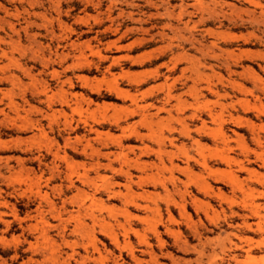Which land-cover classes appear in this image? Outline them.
Instances as JSON below:
<instances>
[{"label": "rangeland", "instance_id": "obj_1", "mask_svg": "<svg viewBox=\"0 0 264 264\" xmlns=\"http://www.w3.org/2000/svg\"><path fill=\"white\" fill-rule=\"evenodd\" d=\"M247 10L0 0V264H264V15Z\"/></svg>", "mask_w": 264, "mask_h": 264}, {"label": "bare ground", "instance_id": "obj_2", "mask_svg": "<svg viewBox=\"0 0 264 264\" xmlns=\"http://www.w3.org/2000/svg\"><path fill=\"white\" fill-rule=\"evenodd\" d=\"M200 1V0H199ZM245 3H247L248 4V7H251V8H253V10L252 11H246V12H244V13H246L247 15H248V17L250 18V19H252L254 22H256V21H258V20H260V21H263L262 19H263V15H264V6L262 5V3L261 2H259V1H256V0H243ZM225 5H226V3H225ZM256 9H260L261 10V12L259 13V15H257V13H256ZM233 10H234V8H233ZM235 11V10H234ZM233 11V12H234ZM233 38V37H232ZM198 74V73H197ZM251 74V73H250ZM254 74V73H253ZM253 74H252V79H256L259 83H261V84H264V82H263V80H262V78L261 77H259V76H257V75H255V76H253ZM11 77V76H10ZM12 78V77H11ZM13 79V78H12ZM9 80V79H8ZM34 81V80H33ZM100 84L101 83H97V85H95V86H93V85H90V83L87 81V80H84V85L85 86H87V87H90L92 90L93 89H98L99 87H100ZM115 85V84H114ZM84 86V87H85ZM116 87H117V85H116ZM207 88V87H206ZM118 89V88H117ZM208 91H212V89L210 88V87H208V89H207ZM112 91V90H111ZM43 93V92H42ZM120 96L122 95L124 98H129L128 97V95L127 94H124V93H118ZM51 98V97H50ZM2 100V99H1ZM49 100V99H48ZM68 100V99H67ZM9 101H10V99H9ZM1 103V102H0ZM9 103V102H8ZM63 103V102H62ZM9 105L10 106H14L13 104H12V101H10V103H9ZM47 105H50V104H47ZM49 107V106H48ZM105 108H107V107H105ZM104 108V109H105ZM15 109V108H14ZM106 110V109H105ZM160 110V109H159ZM261 112V111H260ZM259 112V113H260ZM262 112H263V110H262ZM3 113V112H2ZM210 114H211V112H209ZM131 114V113H130ZM18 116V115H17ZM6 120H7V117L5 118ZM4 119V120H5ZM204 126V125H203ZM25 128V127H24ZM35 128V127H34ZM203 128V127H202ZM188 134V133H187ZM161 141V140H160ZM159 141V142H160ZM149 150V149H148ZM92 152V154H91V156L93 155V156H96L97 158H99V157H108V154L106 155V154H102L99 150H92L91 151ZM143 154H144V152H143ZM123 157H125V156H123ZM124 159V158H123ZM115 160H116V158H115ZM109 161V160H108ZM139 162V161H138ZM96 166H98V165H96ZM136 168L137 169H142L139 165H138V163H136ZM142 166V165H141ZM107 168H109V169H111V170H114L113 169V167H112V165H111V161L107 164V166H106ZM204 167H206V165H204ZM181 171V170H180ZM182 171H184V170H182ZM119 172L121 173V174H125L127 177L129 176V174L127 173V172H123V170L122 169H120L119 170ZM124 175V176H125ZM125 176V177H126ZM173 176V175H172ZM171 176V179L173 180V178L174 177H172ZM84 178L86 177V175H84L83 176ZM87 178V177H86ZM130 178V177H129ZM83 180V179H82ZM149 180V179H148ZM154 180H155V178H154ZM157 181H158V179H157ZM156 181V182H157ZM143 183V182H142ZM171 183V182H170ZM191 183V182H190ZM159 184H161L162 186H164V183L161 181V182H159ZM174 184V183H173ZM203 184V186L201 185V187H199L200 188V190L202 191V192H204L205 194H208V189H207V186H205L204 185V183H202ZM109 185V184H108ZM184 186V185H183ZM186 187H185V190H187V184L185 185ZM189 186V185H188ZM107 188V187H106ZM162 188V187H161ZM165 188V187H164ZM176 189V188H175ZM165 190V189H164ZM163 190V191H164ZM178 191V190H177ZM176 191V192H177ZM113 192V191H112ZM127 192V191H126ZM125 192V193H126ZM179 192V191H178ZM184 192H186V191H184ZM128 193V192H127ZM166 193V192H165ZM180 193V192H179ZM182 193V192H181ZM252 193V192H251ZM112 194H114V192L112 193ZM130 194V193H129ZM128 194V195H129ZM143 194V193H142ZM146 194V193H145ZM183 194V193H182ZM182 194H180V196L182 195ZM119 195H121V193L119 194ZM122 195H124L125 196V194H122ZM127 195V196H128ZM183 195H185V194H183ZM182 195V196H183ZM123 196V197H124ZM181 196V197H182ZM122 197V196H121ZM126 197V196H125ZM149 198H150V196H148ZM124 200L126 199V198H123ZM182 199V198H181ZM127 200H128V203L129 204H131L132 206H135V207H137V208H141L140 206L141 205H139L137 202H136V200H135V198H133L131 195L130 196H128L127 197ZM194 200V199H193ZM183 204V203H182ZM181 204V205H182ZM181 205H179V208H180V210H181V212H185L184 211V207H183V205L181 206ZM203 205V204H202ZM147 208V207H146ZM102 209V208H101ZM148 209V208H147ZM103 210V209H102ZM125 211H126V209H124ZM123 210V211H124ZM253 211V214H255L256 216L258 215V212H257V209L256 208H253L252 209ZM180 212V211H179ZM125 214V213H124ZM185 214V213H184ZM126 215V214H125ZM129 215V214H128ZM129 217H131L130 215H129ZM182 217H184V215L182 216ZM93 218V217H92ZM125 218V217H124ZM160 218H161V216H160ZM94 219V218H93ZM127 219V218H126ZM157 219H159V217L157 218ZM147 220V219H146ZM94 221V220H93ZM161 221V220H160ZM159 221V222H160ZM95 223V222H94ZM94 223H93V225H94ZM153 224V223H152ZM109 225V224H108ZM154 225V224H153ZM245 225H246V223H245ZM165 226V225H164ZM157 227V226H156ZM155 226H153L152 228H151V232H152V234H154V235H158V233L160 232H158L157 231V228H156ZM246 227L247 228H251V226H249V225H246ZM257 229L258 230H262V223L261 222H258V224H257ZM126 230V229H125ZM192 230V229H191ZM124 231V230H123ZM169 231V230H168ZM172 231H174V230H171V232ZM195 231V230H194ZM104 232H105V234H104ZM103 232V234L104 235H107V237L115 244V245H117V246H119V241H118V238H117V236L113 233V232H111V231H104ZM128 232V231H127ZM139 233V232H138ZM161 233V232H160ZM159 233V234H160ZM174 233H176V232H174ZM174 233H171V235L178 241L179 240V234L177 233V234H174ZM46 234V233H45ZM127 234V233H126ZM125 234V235H126ZM134 234V233H133ZM200 234V233H199ZM138 239H139V242H140V244H142V245H146L147 244V242H146V237L145 236H143V235H141L140 236V233H139V235H137L136 236ZM137 239V240H138ZM174 240V239H173ZM248 241V240H247ZM138 242V243H139ZM182 242V241H181ZM149 245V244H148ZM257 245H264V238L260 241V242H258L257 243ZM116 246V247H117ZM234 246V245H233ZM190 247V246H189ZM123 248H125V249H127V251H128V253H129V255L131 256L130 258L131 259H136L135 258V255H134V248L132 247V246H130L128 243L127 244H125V246L123 247ZM187 248V247H186ZM196 249V248H195ZM138 250V249H137ZM140 250V249H139ZM185 250V249H184ZM189 250V249H188ZM201 250H204V249H202L201 248ZM147 251V250H146ZM149 251V250H148ZM197 251V250H196ZM74 252V251H73ZM165 254V253H164ZM203 254V253H202ZM201 254V255H202ZM203 256V255H202ZM99 257H100V255H99ZM149 257V256H148ZM205 257V256H204ZM84 258V257H83ZM85 260H86V258H84ZM83 259V260H84ZM87 259H90L89 257L87 258ZM97 259V258H96ZM157 259V258H156ZM95 260V259H94ZM140 260V259H139ZM253 258L251 257V256H247V259H246V262L245 263H247V264H251V263H253ZM100 261V260H99ZM141 261V260H140ZM143 261V260H142ZM141 261V262H142ZM210 261V260H209ZM101 262V261H100ZM200 262V261H199ZM210 263V262H209ZM238 263V262H237ZM136 264H138V263H136Z\"/></svg>", "mask_w": 264, "mask_h": 264}]
</instances>
